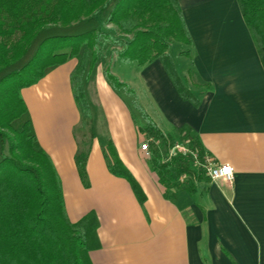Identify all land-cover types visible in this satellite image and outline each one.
Instances as JSON below:
<instances>
[{
    "label": "crops",
    "instance_id": "crops-1",
    "mask_svg": "<svg viewBox=\"0 0 264 264\" xmlns=\"http://www.w3.org/2000/svg\"><path fill=\"white\" fill-rule=\"evenodd\" d=\"M178 3L190 44L179 42L174 56L173 41L168 51L197 103L181 98L159 59L140 65L157 98L155 124L177 140L187 125L216 164L232 167V181L203 173L189 188L167 192L140 150L147 130L129 122L126 105L94 68L84 82L91 109L85 126L72 92L75 58L21 90L37 141L61 181L67 219L76 223L91 212L97 218L91 264H264V66L237 0ZM94 105L109 114L119 109L123 122L104 126ZM109 142L139 183L142 202L109 171ZM81 147L86 182L76 161ZM156 149L166 161L163 145Z\"/></svg>",
    "mask_w": 264,
    "mask_h": 264
},
{
    "label": "trees",
    "instance_id": "trees-1",
    "mask_svg": "<svg viewBox=\"0 0 264 264\" xmlns=\"http://www.w3.org/2000/svg\"><path fill=\"white\" fill-rule=\"evenodd\" d=\"M237 3L264 66V0ZM110 23L130 36L116 50L123 61L144 65L159 59L181 98L197 103L168 52L173 41L190 44L178 0H0V264H91L88 252L98 247L97 218L91 212L76 223L67 219L61 181L37 141L21 90L75 58L72 92L89 126L84 82L97 63L98 41ZM106 75L115 86L123 85L108 69ZM148 121L149 137L159 139L163 148L172 144V138ZM178 131V140L188 141L190 153L163 161L155 149L151 156V170L167 192L189 188V180L204 173L193 163L192 153L204 161L199 139L187 125ZM105 156L109 171L127 180L142 202L139 183L111 142ZM86 157L87 148L81 147L76 161L83 182ZM182 174L186 179L179 182Z\"/></svg>",
    "mask_w": 264,
    "mask_h": 264
},
{
    "label": "rangeland",
    "instance_id": "rangeland-1",
    "mask_svg": "<svg viewBox=\"0 0 264 264\" xmlns=\"http://www.w3.org/2000/svg\"><path fill=\"white\" fill-rule=\"evenodd\" d=\"M106 36L100 37L98 41V60L95 64L94 71L99 78V81L103 79L112 86L115 93L120 97L124 105L128 109L129 122L141 128L142 131L147 130L148 118L155 123V114L157 112V98L153 90H151L147 84V79L141 74V66L136 62L123 61L117 54L116 50L121 48V41L126 37H130L123 33V30L115 24H108L104 27ZM119 41V42H117ZM181 47L177 41H174L171 46V54L174 55L176 47ZM169 52V51H168ZM175 56V55H174ZM104 71L102 72V69ZM106 69L109 73L117 78V80L123 83L122 86H115L114 83L108 79L106 75ZM95 106L96 118L105 126L109 123L123 122V116L121 112L113 111L109 114L105 112L104 107ZM107 108L114 106V102L108 98ZM89 128H85L86 138L89 136ZM176 141L177 139H173ZM173 141V142H174ZM170 142V140H169ZM172 142V143H173ZM85 146V141L82 142ZM87 143V141H86ZM164 154H167L168 148H163Z\"/></svg>",
    "mask_w": 264,
    "mask_h": 264
},
{
    "label": "built area",
    "instance_id": "built-area-1",
    "mask_svg": "<svg viewBox=\"0 0 264 264\" xmlns=\"http://www.w3.org/2000/svg\"><path fill=\"white\" fill-rule=\"evenodd\" d=\"M161 144L159 139H154L152 137L148 139H144L140 143V150L143 152V154L150 158L153 154V148L159 147ZM155 148V149H156ZM168 151L166 154L167 160H169L171 157L175 156L176 153H190L189 144L188 141L184 140H176L172 144L167 146ZM193 156V163L195 165H198L202 171L207 175L211 180H217V179H226L228 181H232L234 178V172L232 167L229 164H216L211 156L206 152L204 155V161L203 163L198 162L197 156L195 153H192ZM186 179V176L184 174L180 175L178 178L179 182H183Z\"/></svg>",
    "mask_w": 264,
    "mask_h": 264
}]
</instances>
